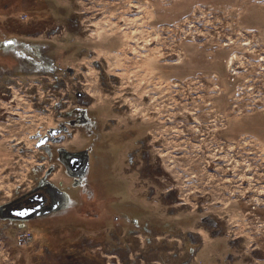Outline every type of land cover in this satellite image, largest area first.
Wrapping results in <instances>:
<instances>
[{
	"label": "rangeland",
	"instance_id": "1",
	"mask_svg": "<svg viewBox=\"0 0 264 264\" xmlns=\"http://www.w3.org/2000/svg\"><path fill=\"white\" fill-rule=\"evenodd\" d=\"M6 39L31 69L0 68L17 70L0 78V264H264V0H0ZM43 140L92 152L88 201L5 220L42 183L71 187ZM106 207L119 222L99 230Z\"/></svg>",
	"mask_w": 264,
	"mask_h": 264
},
{
	"label": "flooded vegetation",
	"instance_id": "2",
	"mask_svg": "<svg viewBox=\"0 0 264 264\" xmlns=\"http://www.w3.org/2000/svg\"><path fill=\"white\" fill-rule=\"evenodd\" d=\"M4 32V31H3ZM2 32V33H3ZM1 44V50L0 51H6V53L12 55L9 59H3L2 57L0 58V68L3 69L2 66H4L3 63H8V61H11L13 65L20 64L21 62H25L31 69V51L28 53L23 51V53H27L25 56L22 55L19 51L17 55H15V45L16 42L13 41V39H6L2 42ZM29 49V48H28ZM31 50V48L29 49ZM2 56V55H1ZM20 56V57H19ZM6 61V62H5ZM9 64V63H8ZM5 70V68H4ZM17 71V70H16ZM14 70H8V74H4L3 70H0V78L4 76H9L11 77V74H15L16 72ZM73 124H86L87 122L84 119H80L78 121L72 122ZM56 136L54 137H59L57 136V132H55ZM53 137V138H54ZM61 137V136H60ZM59 137V138H60ZM52 137H47V139H51ZM47 142L42 145V149L46 151V156H44L45 159L47 160H42V162H58L62 166H64L65 172L67 177L72 181L71 182V187H69L68 191L74 192L73 196H69V193H65L63 189H60L56 187L54 184H46L42 183L41 185L37 186L35 189L32 191L28 192L27 194L15 199L8 205L4 206V208L1 211V215L5 220H14L17 222H24V221H37L40 220L41 218L49 217L52 216L59 211H64L68 209L72 203V201L77 200L79 204L82 206L85 204L86 201H88V198L85 196L89 194L87 192V187H88V178L89 174L91 171V156L92 152L90 150H80V151H71L67 150L65 148H47ZM50 143V142H48ZM61 144V143H60ZM87 152L90 157V166L89 169L81 179L74 177L75 173H69L67 170V167L63 164V160L68 159L69 154L77 155V158H80V154ZM82 157V156H81ZM66 161V160H65ZM80 171L76 170V174H78ZM63 188V187H62ZM71 188V189H70ZM125 188V187H124ZM87 192V193H86ZM94 197L91 200L93 205H96L101 202V196L99 191L96 189L94 192ZM91 198V197H90ZM67 211V210H66ZM125 212V210H123ZM26 213L24 215H20L19 213ZM111 214V218L113 222L116 224V222H119V217L116 216L115 214ZM99 215L97 214L96 217ZM20 218H26L25 220H21ZM98 223L99 219L94 218L90 219V221H95ZM85 223V222H83ZM134 224H137V220H133ZM78 260V258H77ZM81 262V261H78Z\"/></svg>",
	"mask_w": 264,
	"mask_h": 264
},
{
	"label": "water",
	"instance_id": "3",
	"mask_svg": "<svg viewBox=\"0 0 264 264\" xmlns=\"http://www.w3.org/2000/svg\"><path fill=\"white\" fill-rule=\"evenodd\" d=\"M46 142V140H43L39 146L43 145ZM77 155L69 154L68 159L63 160V164L67 167V170L69 173H75L74 177L76 178H82L84 175H86L89 166H90V157L87 152L81 153L80 158L76 157ZM82 156V157H81ZM80 171L78 174H76V170ZM21 220H25L26 218H20Z\"/></svg>",
	"mask_w": 264,
	"mask_h": 264
},
{
	"label": "crops",
	"instance_id": "4",
	"mask_svg": "<svg viewBox=\"0 0 264 264\" xmlns=\"http://www.w3.org/2000/svg\"><path fill=\"white\" fill-rule=\"evenodd\" d=\"M69 187L70 186H68L67 184H64L63 185V190L65 191V193L67 192V193H69V196H73L74 195V192H72V191H68V189H69ZM101 201H103L102 199H101ZM77 203H78V201L77 200H74V201H72V203H71V205H70V207L67 209V212H71L72 211V209L75 207V205H77ZM132 206H133V204H131ZM134 207V211H135V206H133ZM104 213H105V215H104V219L103 218H101V216L99 217H95V218H98L99 219V222H98V224L100 225V229L99 230H102V229H104L105 227L104 226H102V222H100V221H104L105 219V221L104 222H106V221H108V220H110V218L112 217H110V212L107 210V207H106V209H104ZM125 213L127 214V215H129V213H127L126 211H125ZM113 214V213H112ZM115 214V213H114ZM131 216H132V213H131ZM92 220V219H91ZM95 223H97L96 222V220L94 221Z\"/></svg>",
	"mask_w": 264,
	"mask_h": 264
},
{
	"label": "built area",
	"instance_id": "5",
	"mask_svg": "<svg viewBox=\"0 0 264 264\" xmlns=\"http://www.w3.org/2000/svg\"><path fill=\"white\" fill-rule=\"evenodd\" d=\"M26 239L30 240V239H32V236H30L29 234H23L20 238V244L22 245Z\"/></svg>",
	"mask_w": 264,
	"mask_h": 264
},
{
	"label": "snow or ice",
	"instance_id": "6",
	"mask_svg": "<svg viewBox=\"0 0 264 264\" xmlns=\"http://www.w3.org/2000/svg\"><path fill=\"white\" fill-rule=\"evenodd\" d=\"M20 215H24V214H26V213H23V212H21V213H19Z\"/></svg>",
	"mask_w": 264,
	"mask_h": 264
}]
</instances>
